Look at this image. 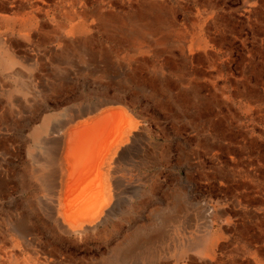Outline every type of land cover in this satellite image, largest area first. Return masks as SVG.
I'll return each mask as SVG.
<instances>
[{
    "label": "rangeland",
    "instance_id": "obj_1",
    "mask_svg": "<svg viewBox=\"0 0 264 264\" xmlns=\"http://www.w3.org/2000/svg\"><path fill=\"white\" fill-rule=\"evenodd\" d=\"M120 21L104 26L92 54L89 48L77 52L71 62L75 70H68V63L54 70H0L5 93L17 92L11 71L24 75L29 91L40 86L39 96L27 100L39 103L31 126L41 122L43 97L47 109L102 97L124 102L147 127L148 150L136 148L123 169L136 184L135 196L121 199L120 213L85 235L55 231L33 208L32 188L23 180L31 127L8 128L19 153L0 161L14 180L0 199V226L15 241L8 224L11 214L22 212L36 245L45 246L46 258L53 257L47 264H179L177 256L187 252L189 240L212 225L207 197L214 196L217 163L237 146L230 138L237 132L215 115L220 74L245 68L264 76V0H172L152 4L141 16L129 11ZM58 54L65 56L66 50ZM180 193L184 209L178 216ZM140 237L147 242L138 243ZM14 249H2L0 259L5 256L10 264Z\"/></svg>",
    "mask_w": 264,
    "mask_h": 264
},
{
    "label": "crops",
    "instance_id": "obj_2",
    "mask_svg": "<svg viewBox=\"0 0 264 264\" xmlns=\"http://www.w3.org/2000/svg\"><path fill=\"white\" fill-rule=\"evenodd\" d=\"M170 1L0 0V70H54L64 63L75 70L71 62L77 52L89 48L92 54L108 22L122 21L129 11L141 16L152 4ZM63 50L66 55L60 56ZM256 71L243 68L231 70L229 76L220 74L215 115L237 132L230 136L237 146L225 153L228 161L217 163L214 196L207 197L213 207L212 225L189 240V249L175 263L264 264V76ZM201 238L202 248L211 247L207 255L192 248L191 242ZM14 250L20 257L17 264H30L34 256L41 264L46 258L41 244L33 252L29 246ZM4 257L0 264H9Z\"/></svg>",
    "mask_w": 264,
    "mask_h": 264
},
{
    "label": "bare ground",
    "instance_id": "obj_3",
    "mask_svg": "<svg viewBox=\"0 0 264 264\" xmlns=\"http://www.w3.org/2000/svg\"><path fill=\"white\" fill-rule=\"evenodd\" d=\"M11 75L16 82L18 93L15 94L11 90L5 93L0 75V161L19 153L6 133L8 128L29 125L25 149L27 169L23 180L32 188L33 208L41 212L55 231L64 235L95 232L120 213L121 199L135 196L136 184L124 175L123 169L136 148L148 150L147 127L142 117L119 100L95 97L90 102L82 100L47 109L49 102L43 97L40 105L44 108L38 117L41 122L31 126L33 110L39 108V103L28 101L30 96H39L40 86L35 85L38 90L31 92L24 85V75L20 71H11ZM21 90L24 93H20ZM5 101L7 106L2 105ZM12 177L0 169V199L11 182L14 183ZM177 195L174 209L180 216L184 209L181 199L185 196L183 193ZM11 217L7 229L15 236V241L0 226V252L21 246L32 247L33 252L36 238L30 232L27 217L20 211ZM162 219L170 225L168 216ZM136 241L147 242V238L140 237ZM192 243L196 253L205 250L204 255H207L211 251V247L202 248L203 238ZM18 258L12 253L10 264L16 263ZM51 259L44 258V261L47 264ZM31 260L37 261V257ZM53 264L62 263L55 261Z\"/></svg>",
    "mask_w": 264,
    "mask_h": 264
}]
</instances>
